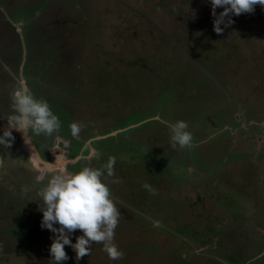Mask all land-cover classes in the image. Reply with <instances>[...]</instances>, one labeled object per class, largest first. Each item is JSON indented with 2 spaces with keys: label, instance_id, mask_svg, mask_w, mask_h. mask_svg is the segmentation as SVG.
<instances>
[{
  "label": "rangeland",
  "instance_id": "1",
  "mask_svg": "<svg viewBox=\"0 0 264 264\" xmlns=\"http://www.w3.org/2000/svg\"><path fill=\"white\" fill-rule=\"evenodd\" d=\"M231 18L218 34L211 0H0V126L26 84L60 121L51 136L33 133L40 159H78L61 167L74 173L115 157L102 179L123 258L93 243L77 261L65 245L58 264H264V6ZM178 120L191 147L171 146L164 122ZM9 148L0 264H54L39 192L63 170L41 173L25 148ZM17 163L33 167L26 189ZM4 178L25 191L4 190Z\"/></svg>",
  "mask_w": 264,
  "mask_h": 264
},
{
  "label": "clouds",
  "instance_id": "2",
  "mask_svg": "<svg viewBox=\"0 0 264 264\" xmlns=\"http://www.w3.org/2000/svg\"><path fill=\"white\" fill-rule=\"evenodd\" d=\"M256 5L264 6V0H211L214 31L221 34L224 31L221 25L228 27L234 23L232 15L253 13ZM218 7L223 9L219 14L216 12ZM12 108L14 114L8 120L10 127L5 128L0 135V145L5 148L11 147L15 139L12 128L24 134L26 143L30 140L29 130L36 135L51 136L60 128L59 118L52 112L49 104L42 99H36L26 84L13 91ZM164 123L170 130V143L173 148L177 145L181 148L192 146L193 136L187 130L186 121ZM71 127L73 134L77 135L80 126L73 123ZM85 159L91 160L93 155ZM114 165L115 157H110L103 169L84 166L74 173L66 170L57 172L40 190L39 195L43 201L40 204L43 213L41 227L55 234L49 249L54 264L69 259L65 245L75 251L77 261L91 255L93 243L102 244V250L109 259L123 258L124 253L114 242L120 210L102 179L104 169L108 176L114 175ZM145 187L149 186L145 184ZM57 224L59 227L54 226ZM76 230H81L83 235L78 236L73 243L70 235Z\"/></svg>",
  "mask_w": 264,
  "mask_h": 264
},
{
  "label": "crops",
  "instance_id": "3",
  "mask_svg": "<svg viewBox=\"0 0 264 264\" xmlns=\"http://www.w3.org/2000/svg\"><path fill=\"white\" fill-rule=\"evenodd\" d=\"M29 132H31V133H29L28 135H29V139H30V141H31V143H32V145L34 144V146H35V149H36V152L38 153V147L36 146V144L35 143H33V132L31 131V130H29ZM0 134H2L1 132H0ZM13 135L15 136V134L13 133ZM37 136V135H36ZM38 136H40L41 137V135H38ZM23 143V142H22ZM23 145H24V143H23ZM17 146L19 147H22L21 145H19L18 143H17ZM26 151H27V149H25ZM50 156H54V155H51V154H49ZM30 156H31V158H32V153H30ZM3 157V156H2ZM62 157V156H61ZM28 160V159H27ZM78 160V159H77ZM41 161L42 162H44V163H49V162H51V161H48V160H43V159H41ZM6 162H8L7 160H6ZM23 162H26V160H24ZM29 162L33 165V167L34 168H37V169H39L38 167H37V165H36V163L35 162H33V158L32 159H29ZM27 163H25V164H20V163H17V164H15V169H14V172L13 173H17V174H13L14 176H17V177H13V178H15L16 180H19V181H21L22 183H23V185L24 186H26L25 187V189L29 186V185H33V184H31L32 182H33V180H32V182L31 183H27L26 181H24V180H26V177H27V175L29 174V172H31L33 169V167L32 168H30V167H28L27 165H26ZM9 164H7V166H8ZM12 170V169H11ZM40 171H41V173H45V171L46 170H43V169H39ZM23 185H15V183L14 182H10V181H6V182H4L3 181V188H4V190H7V191H14V187H18L19 189H21L22 191H25V189L23 188L24 186ZM19 190H17L16 191V193L18 192ZM15 193V192H14ZM15 193V194H16ZM10 200L12 199V197H10L9 198ZM14 199H16V196L14 197ZM12 203V202H11ZM32 203H33V200H32ZM12 204H15V203H12ZM17 205V204H16ZM6 207V208H5ZM4 207V209H6L7 211L8 210H10V206L9 205H6ZM9 213V212H8ZM7 214V213H6Z\"/></svg>",
  "mask_w": 264,
  "mask_h": 264
},
{
  "label": "water",
  "instance_id": "4",
  "mask_svg": "<svg viewBox=\"0 0 264 264\" xmlns=\"http://www.w3.org/2000/svg\"><path fill=\"white\" fill-rule=\"evenodd\" d=\"M10 126H0V132H3L5 128H9ZM12 133L15 134V136L17 137L16 140L18 141V143L20 142L23 145V148L27 149V151L29 153H32V158L33 161L36 163L37 167L43 170H51L54 168H61L64 164H66V162H74L77 159H72V160H66L64 157H55L53 161L49 162V163H44L41 161V159L39 158L38 153L36 152L35 146L34 144L32 145L31 141L28 140V142L26 143V137L24 136V134L20 131H16L14 128L11 129ZM99 138V137H98ZM23 142V143H22ZM52 151V150H51ZM51 151L49 154H51ZM63 170V168H61ZM64 171V170H63Z\"/></svg>",
  "mask_w": 264,
  "mask_h": 264
},
{
  "label": "flooded vegetation",
  "instance_id": "5",
  "mask_svg": "<svg viewBox=\"0 0 264 264\" xmlns=\"http://www.w3.org/2000/svg\"><path fill=\"white\" fill-rule=\"evenodd\" d=\"M1 133L3 134V132H1ZM42 135H43V134H41V136H42ZM13 136H14V135H13ZM14 137H15V139H14V141L12 142L11 146H12L14 143H15V145L17 146V143H18V141L16 140L17 137H16V136H14ZM18 144L21 145V146L23 147V145H22L20 142H19ZM36 146H37V145H36ZM8 150H9V151H12L11 148H8ZM3 151H4V150H3ZM4 153L6 154V151H4ZM23 161H24V160H23ZM75 163H77V162H75ZM7 180H8L7 178H4V179H3L4 182H6ZM3 181H2V182H3ZM3 213H5V215H6V213H8V211L5 209V210L3 211Z\"/></svg>",
  "mask_w": 264,
  "mask_h": 264
}]
</instances>
